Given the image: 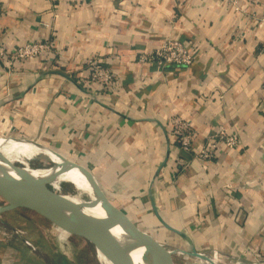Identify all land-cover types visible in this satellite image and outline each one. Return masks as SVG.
<instances>
[{
	"label": "crops",
	"instance_id": "0c3cea01",
	"mask_svg": "<svg viewBox=\"0 0 264 264\" xmlns=\"http://www.w3.org/2000/svg\"><path fill=\"white\" fill-rule=\"evenodd\" d=\"M0 6L6 52L0 138L36 142L84 167L173 261L197 252L212 263L264 264V0H0ZM46 39L55 47L50 60L9 65L17 44ZM169 39L188 45L190 66L141 61ZM91 56L112 72L110 89L93 92L80 83ZM174 119L194 133L188 152L173 132ZM220 132L236 134L238 146L226 148ZM211 142L214 156L199 158ZM22 216L19 227L33 228ZM49 225L53 242L45 225L37 230L42 257L71 264L59 247L73 233ZM7 240L0 239V264L49 263L21 262L32 249Z\"/></svg>",
	"mask_w": 264,
	"mask_h": 264
},
{
	"label": "water",
	"instance_id": "95a60500",
	"mask_svg": "<svg viewBox=\"0 0 264 264\" xmlns=\"http://www.w3.org/2000/svg\"><path fill=\"white\" fill-rule=\"evenodd\" d=\"M8 139L15 142L29 143L49 152L51 151L63 160L62 168L78 169L86 178L94 197L90 207H100L104 216L96 217L84 211H78L76 208L68 207L63 196L43 189L42 178L34 177L31 173L33 170L43 169H55L56 173H63L64 170L57 171V166L28 168L18 164L0 165V197L4 201V204L0 206V214L17 208L28 209L58 228L82 236L89 242L97 241L115 248L142 249L147 264H175L172 252L148 233L139 229L123 211L113 205L84 167L66 160L36 142L18 138ZM115 233H118V236ZM192 255L200 259H206L205 256L197 252L192 253ZM210 264L214 263L210 262Z\"/></svg>",
	"mask_w": 264,
	"mask_h": 264
},
{
	"label": "built area",
	"instance_id": "2783aa9c",
	"mask_svg": "<svg viewBox=\"0 0 264 264\" xmlns=\"http://www.w3.org/2000/svg\"><path fill=\"white\" fill-rule=\"evenodd\" d=\"M3 8L0 6V15L3 13ZM264 22V19L261 20ZM55 53V47L51 44L49 39L42 41H25L17 44L11 52L7 54L9 65H12L13 61L29 62L41 57L51 58ZM6 56L5 49L0 46V58ZM50 60V59H48ZM193 54L188 45H185L179 40L169 39L163 42L159 48L153 52L143 54L141 56L142 62H152L158 64L160 67H187L193 63ZM103 60L98 57H88L84 60L79 80L80 83L90 91H98L104 89H110L113 83L112 72L105 67ZM173 132L177 135L180 147L184 151L191 150V143L194 137V133L191 132L189 125L181 122L179 119H174L172 123ZM218 137V136H217ZM222 140L224 146L228 149H233L238 146L239 139L236 134H225L220 132L219 137ZM214 141V140H213ZM211 145L204 148L199 158L209 159L214 156L215 142H211Z\"/></svg>",
	"mask_w": 264,
	"mask_h": 264
},
{
	"label": "bare ground",
	"instance_id": "6f19581e",
	"mask_svg": "<svg viewBox=\"0 0 264 264\" xmlns=\"http://www.w3.org/2000/svg\"><path fill=\"white\" fill-rule=\"evenodd\" d=\"M39 157L51 158L52 162H54L53 167L57 166L58 168L57 171L64 170L63 173H56L55 169L33 170L31 173L34 177L42 178L43 189L63 196L68 207L76 208L78 211H84L96 217L104 216L100 207H90L94 197L86 178L78 169L62 168L61 166L64 163L63 160L54 155L51 151L49 152L29 143L15 142L13 140H7V138H0V165L17 164ZM22 166L30 167L24 164H22ZM115 235L118 236V233H115ZM90 243L94 248L95 256L100 264H147L146 260L143 262L141 259V249L131 250L115 248L97 241H90ZM205 262L210 264L207 259H205ZM214 264L220 263L216 262Z\"/></svg>",
	"mask_w": 264,
	"mask_h": 264
},
{
	"label": "rangeland",
	"instance_id": "374dc122",
	"mask_svg": "<svg viewBox=\"0 0 264 264\" xmlns=\"http://www.w3.org/2000/svg\"><path fill=\"white\" fill-rule=\"evenodd\" d=\"M18 165H28L30 167H49V166H53V162L51 160V158H46V157H39V159H33L30 161H22L20 163H17ZM4 204V201L2 200V198L0 197V206ZM21 211H16V213H12V214H7V213H2L0 214V239L3 238H9V240L6 241V243H11L13 245H17V243H19L20 240H23L24 244H25V248H31L32 250H30L29 252L26 251L25 253H23L22 255H20L21 257V262H23L24 260H28V259H34V261H37L40 258H44L43 260L46 262H49L48 264H51L52 262L54 263L53 257H49L48 254L46 255L47 258H49L50 260L45 259V257H42L44 254V248L45 246L43 245L42 241L39 238V235H37V230L40 226L45 225V227H47V229H49L51 231V236H49V240L50 242H53L55 240V233H52V231L54 230V228L49 225L51 224L48 220L42 218L41 216L37 215L36 213L28 210V209H18ZM21 214H26L32 217H25L22 216ZM18 216H22L25 220H27V222L29 225H34L33 228L29 227L26 228L27 226H24V228L19 227L20 225L18 223H22V221L20 222L19 220H16L18 218ZM38 216V217H37ZM35 218H38V222L36 223ZM44 227V226H43ZM20 231H22L23 233L25 232L27 235L22 234ZM2 232L8 233L9 235L11 234V236H7L4 235ZM39 238V239H38ZM15 240V241H11V240ZM17 240V241H16ZM27 240V241H25ZM16 244H15V243ZM21 244V243H20ZM55 244V243H54ZM53 244V249H55V246ZM58 245V244H57ZM88 247V248H87ZM60 250H62V252H67L69 255V258H71V264H100V262L97 260L96 256H95V252H94V248L92 247L91 243L85 239L84 237L78 236L76 234H73L71 237V240L68 242V246H64L63 247H59ZM55 253L57 254V252L55 251ZM88 254V255H87ZM10 253L7 251L5 252V256L7 257V262H8V258L9 260L11 259V257H9ZM16 256V255H15ZM90 259H88V258ZM15 259V258H14ZM141 259L143 262H145V259L143 257V250L141 249ZM57 262V261H56ZM24 263V262H23ZM174 263L175 264H207V262H205V259H199L196 256L195 257H191L189 255H183V254H177L174 257ZM56 264V263H54ZM234 264V263H232Z\"/></svg>",
	"mask_w": 264,
	"mask_h": 264
}]
</instances>
